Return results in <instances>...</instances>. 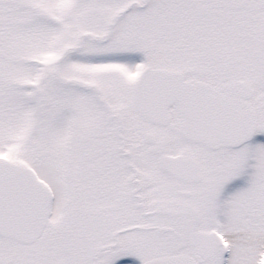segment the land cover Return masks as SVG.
<instances>
[{
    "label": "snow or ice",
    "instance_id": "1",
    "mask_svg": "<svg viewBox=\"0 0 264 264\" xmlns=\"http://www.w3.org/2000/svg\"><path fill=\"white\" fill-rule=\"evenodd\" d=\"M0 264H264V0H0Z\"/></svg>",
    "mask_w": 264,
    "mask_h": 264
}]
</instances>
